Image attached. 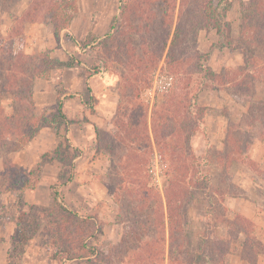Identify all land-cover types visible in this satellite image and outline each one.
<instances>
[{"label": "rangeland", "instance_id": "obj_1", "mask_svg": "<svg viewBox=\"0 0 264 264\" xmlns=\"http://www.w3.org/2000/svg\"><path fill=\"white\" fill-rule=\"evenodd\" d=\"M34 1L0 0V46L5 52L9 46L12 47L14 54L20 56L19 62L52 51L54 58H66L67 54L83 64L73 71H52L47 82L40 84L42 92L50 88L46 96L52 99L56 95V103L51 106L38 108L34 99L35 83L30 90L37 116L44 114L54 118L60 98L63 111L71 122L68 129L63 127L61 131L71 145L79 149L81 160L75 161V169L79 174L78 185L82 189L72 187L71 192H65L67 197L72 199L79 195L72 200L78 202L82 216H90L87 212L88 199L97 206L112 205V209L104 212L102 219L98 214H91L103 223L102 233L96 235L97 246L109 249L105 240L108 228L104 225L113 222L123 224L121 233L132 234L127 228L131 222L140 221L145 224L144 233L148 237L155 236L154 229L149 228L148 223H152L154 218L158 223L162 217L167 222L165 195L170 183L175 182L180 184V192L188 194L191 191L184 202L183 196L179 201L183 202L184 229L170 234L168 227L165 232L158 228L161 231L158 238H166L164 244L153 246L158 264H166V247L172 239L183 243L184 248L174 249L169 264L264 263L249 250L244 232L231 227L236 216L228 212L226 206L227 198L241 196L243 188L257 182L255 174L260 176V182L264 179V170L251 157L259 156V147L256 152V149L248 151L247 148L249 144L264 138V82L255 75V78L248 76L254 69L264 70V50L258 48L251 52L258 65L247 68L242 50L220 49L215 29H197L196 37L192 36L173 53L179 59L187 51L207 54L208 65L213 71L226 75L231 82L230 85L219 86L221 83H218L213 87L203 80L196 68L184 64V56L174 60L173 65L179 64L186 71L185 74L173 72L166 64L170 43L179 22L185 24L186 28L189 17L197 19V5L203 0H156L165 2L148 8L157 22L141 20L144 13L133 11L138 9L135 8L136 0H79L69 31L80 46L68 37H62L59 42L56 40L51 15L47 14L51 0H42L43 4L36 12H33L35 4L29 7ZM210 1L215 7L220 2ZM250 4H254L253 0H232L227 12L226 21L231 25L232 37L237 44L240 42L244 9ZM143 10L145 12L146 8ZM259 14H264V11ZM161 20L165 24L163 28L158 24ZM197 20L195 25L200 26ZM114 25L116 28L112 31ZM169 29L170 38L162 51L163 37ZM92 36L97 39L90 44ZM76 46L78 49L75 50ZM66 59L64 61L69 57ZM27 64L32 67L31 63ZM95 71H101L103 75L97 73L90 78L92 96L86 91L87 81L82 78ZM4 75L0 74L2 84ZM22 78L27 79L28 76L22 75ZM199 88L202 92L197 99L200 108L198 118L204 122L206 133L197 128L192 134L189 145L196 161L188 159L191 170L185 174L183 171L176 172L172 164L176 156H186L184 150H178L185 144L186 134L180 135L178 140L173 131L175 126L187 128L185 117L188 100ZM183 90L189 91L187 96ZM172 92L179 94L172 98ZM79 93H84L89 107L73 101L65 104L66 100ZM11 101V96L0 92V108L7 114L12 113ZM180 113L182 117H178ZM254 115L256 119L251 121ZM95 127L99 130L98 135ZM70 130L75 138L68 134ZM225 141L228 142L227 147H218L220 142ZM54 163L45 173L46 178H42L45 184L39 190L38 197L43 205L38 206L50 207L53 204L52 187L56 183L51 185L50 181L53 173L62 168L61 163ZM1 166L0 159V169ZM16 171L15 175L0 176V228L23 210V194L19 190L5 193L11 183L19 185L17 181H24L25 177L20 174L29 170L19 168ZM197 171L200 173L197 174ZM190 175H195L201 183L190 184ZM40 180L41 177L38 184ZM62 199L65 202L63 193ZM179 202L174 206L177 207ZM45 225L41 222L36 230L30 231L32 239L25 247L24 255L13 264H23L22 258L28 253H33L39 259L36 264L53 260L57 250L52 245L51 235L44 233ZM60 247L65 249L67 246ZM261 250L264 251L263 245ZM40 256L48 260L44 262ZM244 257H247V261Z\"/></svg>", "mask_w": 264, "mask_h": 264}, {"label": "trees", "instance_id": "obj_2", "mask_svg": "<svg viewBox=\"0 0 264 264\" xmlns=\"http://www.w3.org/2000/svg\"><path fill=\"white\" fill-rule=\"evenodd\" d=\"M35 1L29 6L31 7L33 4L36 5L33 12L38 11V7H41L43 4L42 0H39L40 3H35ZM78 1L79 0H51L50 2L47 14L51 15L54 36L58 42L62 37H68L75 44L80 46L79 41L76 40L75 36L69 31V24L76 14ZM161 2L165 3L164 1L156 0L154 3L152 0H143V3H141V0H136L135 8L138 9H133V11L139 14L144 13L141 15L144 17V20L142 17V21L146 22L152 20L151 22H157V18L150 13L151 11H148V8ZM253 2V5H247L244 9L246 13L244 11L242 17L240 26L241 37L238 44L232 37L231 25L226 21L227 12L230 9L232 0H220L218 7H215L210 0H203V3H200V5L198 4V20L194 17H189L187 20L188 22H186V28L185 24L180 21L175 29L170 43V51L166 58V64L170 70L185 74L186 71L183 67H179V64L176 66L173 65L174 60H180L184 56V64H189L188 66L196 68V70L201 73L205 82L211 83L213 87L217 86L218 83H221L219 86L230 85L231 82L226 75L214 72L208 65L207 54L202 55L194 50L183 52L180 59L174 56L173 51L186 44L192 36L196 37V30L202 27H212L215 29L219 36L218 47L220 49L228 48L242 50L244 52L246 67L255 68L258 65V61L251 55V52L254 50L256 51L258 48L264 50V14H259L262 10L264 11V0H253ZM145 8L146 11L143 12ZM121 10H123V8ZM196 20L200 22V26L195 25ZM158 24L160 28L165 26L162 20L158 21ZM115 28L114 25L111 27V30L113 31ZM170 34L171 31L169 29L167 35L163 37L162 51L165 50L164 48L168 43ZM96 39V37L92 36L90 44L94 43ZM11 48L12 47L9 46L5 52L4 48L0 46V53L2 52V54H0V74L1 76L6 74L4 75L5 79L3 84L0 82V92L12 97L11 114H7L4 109L0 108V159L3 166V171L0 172V176L8 177V175L17 174L16 170L19 169V167L12 163L11 158L7 159L8 155L23 149L43 128H50L59 138L60 143L56 149L44 153L41 156V161L29 171H22L20 175H23L25 180L17 181L19 185L11 183L9 187L6 188L5 193L14 190L24 192L26 190L36 189L43 166L48 163L59 162L62 168L59 171L56 184L52 187L53 204L50 207L26 204L21 200L23 210L20 211L18 216H14L10 219L17 225V234L14 238L13 247L9 253L6 264H13V261L24 255L25 247L32 239L29 235L30 231L36 230L41 222L46 223L44 233L51 235L53 240L52 245L55 246L57 250L52 259L59 262V264H64L74 259H87L90 264H158V258L156 257V252L153 251V246L165 243V237H163V239L158 237L161 231L165 232L167 227L169 228L170 234L179 233L184 229L183 218L185 219V217L182 209L183 202L191 191L188 194L180 192L178 190L180 188V186H178L180 185L179 183H170V187L167 189L165 195L168 212L167 222H165V219L162 217L158 223L155 218L152 223H148L149 228L154 229L156 233L155 236L148 237L144 233L145 224L143 222H131V228L128 227L127 229L128 232L132 234H126L127 232L123 233V238L120 243L117 245H109V249H106L107 251L98 247L95 242L96 235L102 233L103 223L96 220L94 216L80 215L78 211H74L67 206L62 199L61 189L74 180L76 175L75 161L80 157L79 149L72 146L61 131L63 127L68 129L71 124L63 111V102L58 98L55 108L56 115L54 118H48L44 114L37 116L35 114V103L30 90L36 79L46 80L49 78L52 71L72 69L83 66V64L73 58V56H70L67 61H61L58 58L52 57V51H45L37 56H26L28 57L27 61L19 62L18 59L20 56L15 55ZM7 57H9V59H7ZM27 62L31 63V68L28 67ZM97 73L103 75L101 71H95V73L86 75V91L91 94L92 88L88 80L94 76L93 74ZM22 75H27L28 78L23 79ZM252 75L257 76L264 82L263 69H254V71L248 73V76L252 77ZM188 92L189 91L183 90L185 96H187ZM201 92L202 89L199 88L196 94L191 96L188 100V109L185 117L187 128L182 129L175 126L173 131L174 134L178 136V140L180 135L186 134L185 144H183L181 148L178 147L179 151L182 152V150H184L186 152V156L184 158L176 156V161L172 164L176 172L183 171L185 174L189 173L191 166L188 163V159H193L194 162L196 161L190 149V138L197 128L206 133L204 122L202 119L198 118V116L200 117V108L197 104V99ZM178 94L177 92H172L170 97L174 98V96ZM92 96L90 99L93 100L94 97ZM81 97H83L82 103L89 107V102H86L84 94H81ZM181 114L182 113H180L178 117H182ZM255 117L256 115L252 117L251 121H254L256 119ZM95 133L96 135L99 134L97 127H95ZM225 145L227 147V141H225ZM192 168L194 167L192 166ZM198 173H200V171H197V174ZM189 178L190 184L193 183V185H196L201 183L200 179L196 178L195 175H190ZM128 189L131 188L128 187ZM182 196L183 202H179ZM178 202L180 206H174ZM232 222L231 227L234 226V228L244 232L246 241L248 239L247 244L249 245V250L258 258L260 252H262V244L256 241L253 236L255 225L240 215H237L236 219ZM245 224L247 225L245 226ZM132 241L134 242L133 245L130 244ZM63 245L67 247H65V249L60 247ZM169 246L170 258L174 249L180 250L184 248L183 243L180 244L173 239L169 242ZM192 264L196 263L193 262Z\"/></svg>", "mask_w": 264, "mask_h": 264}, {"label": "crops", "instance_id": "obj_3", "mask_svg": "<svg viewBox=\"0 0 264 264\" xmlns=\"http://www.w3.org/2000/svg\"><path fill=\"white\" fill-rule=\"evenodd\" d=\"M42 26V25H41ZM78 49L77 46L75 47V50ZM43 51V48L40 49V52ZM60 56V55H57ZM70 57L66 54V58L68 59ZM61 61H64L66 58L59 57ZM66 59V60H67ZM76 68L67 69L69 71H73ZM82 80H86V77L82 78ZM83 81V82H84ZM47 82L46 80H35L34 85V99L36 100V106L38 108H45L46 106H51L56 103V95L53 96L51 99L50 96H46L47 93L50 92V88L47 92H42L41 90V83ZM64 82V81H63ZM65 83V82H64ZM88 83L90 84V79L88 80ZM81 94L79 93L74 98H70L66 100L65 104L67 102H79V104L82 103ZM64 99V96L62 97ZM49 100V102L47 101ZM51 101V102H50ZM73 131L70 130L68 134L72 136V138H75V135L72 133ZM60 143L59 138L54 134V132L50 128H43L30 142L26 144V146L17 151L12 153L11 155V161L14 165H16L19 168H23L24 170H30L38 164L41 161V156L48 152L56 149ZM78 144V143H77ZM218 147L224 148L225 142H220ZM257 147H259L257 151ZM248 151L249 149L253 148L259 156L252 155V160H256V162L260 165V167L264 170V138L260 140H256V143H251L248 145ZM252 153V152H251ZM81 160V156L78 158ZM55 163H48L43 166V173L41 175V180L36 189L34 190H26L24 192H21L20 190L18 192L23 194V201L26 204H34V205H43L39 201V190L44 186L45 181L42 180V178L45 176V173L49 172V168L53 167ZM257 166V165H256ZM3 171V166H1L0 172ZM76 172V171H75ZM59 171L53 173L51 177L50 184H55L57 182ZM255 180L257 182L253 183L247 188L242 189L241 196L238 197H229L226 200V206L228 208V212L232 213L233 215L237 216L240 215L244 219L249 220L255 225V230L253 232V236L256 241L260 242L264 247V179L262 182H260V176L255 174ZM262 177V176H261ZM46 177H44L45 179ZM79 174L76 173L74 180L72 183H70L67 186L62 187L61 194H64V200L67 206H69L74 211L81 212L80 208L78 207V202L74 201L72 199L78 198L79 195H75L74 197L68 198L65 192H71L72 187L74 188H80L79 187ZM79 184V185H78ZM50 191V187H49ZM13 192V191H12ZM12 192H7L6 194H11ZM51 194V191H50ZM1 196V195H0ZM77 200V199H76ZM112 204V203H110ZM112 205H95L94 201H91L88 199L87 203V212L88 214H98L100 219H102V215H104L105 211H109ZM93 212V213H92ZM96 216V215H95ZM113 222V221H112ZM122 226L123 224L119 222H113L109 223L108 225L105 224L104 227L108 228V235L106 236V242L108 245H115L120 243L121 239L123 238L122 232ZM17 232V225L15 222H12L10 219H8L2 227L0 228V264H6V261L8 260L9 253L12 250L13 247V241L16 236ZM169 249L170 246L166 247V254H165V262L166 264H169ZM107 251V250H106ZM261 253V252H260ZM263 254H259V260H264V251H262ZM41 257V256H40ZM261 258V259H260ZM23 264H36V262L39 260L36 255L33 253L31 254H25V256L22 258ZM42 261L46 262L48 259L46 257H41ZM46 260V261H45ZM59 264L57 261L48 260L46 264ZM64 264H90L87 259H74L71 261H67ZM94 264V263H93ZM258 264V263H257ZM264 264V263H260Z\"/></svg>", "mask_w": 264, "mask_h": 264}]
</instances>
